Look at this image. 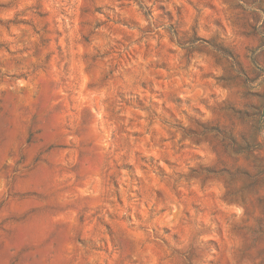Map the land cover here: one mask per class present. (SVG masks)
Instances as JSON below:
<instances>
[{"label":"rangeland","instance_id":"1","mask_svg":"<svg viewBox=\"0 0 264 264\" xmlns=\"http://www.w3.org/2000/svg\"><path fill=\"white\" fill-rule=\"evenodd\" d=\"M0 264H264V0H0Z\"/></svg>","mask_w":264,"mask_h":264}]
</instances>
